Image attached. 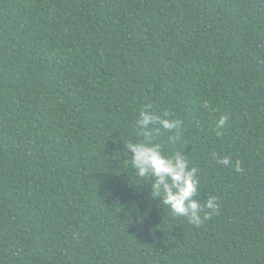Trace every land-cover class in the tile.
Wrapping results in <instances>:
<instances>
[{"label":"trees","instance_id":"1","mask_svg":"<svg viewBox=\"0 0 264 264\" xmlns=\"http://www.w3.org/2000/svg\"><path fill=\"white\" fill-rule=\"evenodd\" d=\"M146 105L200 226L131 165ZM0 264H264V0H0Z\"/></svg>","mask_w":264,"mask_h":264},{"label":"clouds","instance_id":"2","mask_svg":"<svg viewBox=\"0 0 264 264\" xmlns=\"http://www.w3.org/2000/svg\"><path fill=\"white\" fill-rule=\"evenodd\" d=\"M150 109L151 105H146L139 112L138 124L144 130V140L136 143L129 141L126 144L127 153L131 152V165L140 178H151L152 196L162 197V203L174 216L185 217L190 224L200 226L211 214L218 211L216 197H209L202 206L200 201L194 198L199 190L197 169L189 168L186 158L179 153L162 155L159 144L152 142L154 132L159 135L160 129H177L180 121L163 118ZM226 121V116H220L216 121L217 135L221 134L220 130L224 129ZM153 124L158 127L153 129ZM218 163L228 166L229 160L222 158ZM235 170L242 171L239 162L235 165ZM205 209L209 211L204 212Z\"/></svg>","mask_w":264,"mask_h":264}]
</instances>
